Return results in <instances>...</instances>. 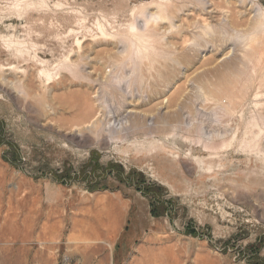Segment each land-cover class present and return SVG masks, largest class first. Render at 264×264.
I'll list each match as a JSON object with an SVG mask.
<instances>
[{
	"label": "rangeland",
	"instance_id": "obj_1",
	"mask_svg": "<svg viewBox=\"0 0 264 264\" xmlns=\"http://www.w3.org/2000/svg\"><path fill=\"white\" fill-rule=\"evenodd\" d=\"M0 264H264V0H0Z\"/></svg>",
	"mask_w": 264,
	"mask_h": 264
}]
</instances>
